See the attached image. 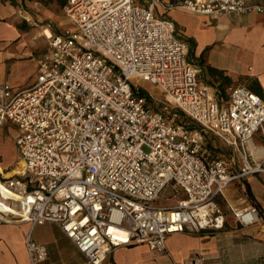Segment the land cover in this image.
Returning a JSON list of instances; mask_svg holds the SVG:
<instances>
[{"label": "built area", "instance_id": "1", "mask_svg": "<svg viewBox=\"0 0 264 264\" xmlns=\"http://www.w3.org/2000/svg\"><path fill=\"white\" fill-rule=\"evenodd\" d=\"M176 9L264 15V0H67L71 28L48 37L33 85L16 93L0 85V124L16 127L21 162L20 173L0 179V198L22 206L29 264L47 258L32 239L45 223L56 224L89 264H102L117 247L162 251L171 234L218 231L216 196L234 179L264 174V155L247 149L255 134L264 145V100L236 86L226 104L218 102L165 16ZM133 78L160 95L132 86ZM177 112L197 127L177 123ZM206 135L237 151L241 167L231 172L223 160L207 159ZM167 187L184 198L154 206ZM232 214L242 227L261 219L252 204Z\"/></svg>", "mask_w": 264, "mask_h": 264}, {"label": "crops", "instance_id": "2", "mask_svg": "<svg viewBox=\"0 0 264 264\" xmlns=\"http://www.w3.org/2000/svg\"><path fill=\"white\" fill-rule=\"evenodd\" d=\"M63 7L57 0H17L15 6L0 2V73L7 77L21 75L24 69L33 73L23 84L1 79L0 85H8L13 93L33 85L36 60L46 51L48 37L63 31L61 18L55 11ZM157 11L158 15L162 14L161 10ZM165 16L173 22L175 36L187 45L186 60L199 67L198 81L215 90L220 104L227 103L230 89L236 86L245 87L264 100L263 14L251 12L226 17L176 9ZM215 53L220 62L211 64L208 55ZM16 136L17 129L12 123L0 124V140L10 142L14 150ZM207 140L210 142L209 146L204 145L207 159L223 160L231 172L241 167L237 151L212 135ZM247 149L254 158L264 155L263 141L258 134L251 137ZM20 171L21 164L17 168L2 167L0 179L15 176ZM176 195L184 198L180 191ZM158 200L153 202L154 206H161L156 203ZM4 201L7 204L0 201V264H29L24 238L30 225L20 220V203ZM215 202L224 219L222 229L171 234L165 239L162 251L150 250L145 244L117 247L109 251L102 264H189L196 257L200 260L196 264H264V174L232 180L216 196ZM251 204L256 206L261 219L254 225L242 227L235 221L232 209ZM32 239L47 250V258L38 264H89L56 224L35 226Z\"/></svg>", "mask_w": 264, "mask_h": 264}, {"label": "rangeland", "instance_id": "3", "mask_svg": "<svg viewBox=\"0 0 264 264\" xmlns=\"http://www.w3.org/2000/svg\"><path fill=\"white\" fill-rule=\"evenodd\" d=\"M136 4H146L148 2V0H134ZM159 12H160V8ZM56 14L59 16V23H60V27L62 28V30L65 29H70L71 25L68 23V21L66 19H63L62 17H64V13L63 10L61 9H57L55 8ZM156 15H158V11H155ZM65 18V17H64ZM52 27L54 24H51ZM190 58V57H189ZM218 57V54H209L208 55V62L211 64H216L218 62H220ZM27 69H24L23 73L20 75H10L7 77V75H2L0 73V81L1 79L4 81H7L11 84L15 83V82H20L23 84V82H27V80H29L31 74ZM16 79V80H15ZM130 84L132 86H138L140 88H142L143 90L147 91V92H156L154 91L153 87L145 80L142 79H131L130 80ZM158 95H160L158 93ZM0 140V168L2 167H7V168H17L19 166V164H21L18 153L16 152V150H14V147L12 146V144L10 142H6L5 139H3V141ZM179 195L174 196L173 192L170 188H166L162 194L159 197V200L156 202L158 205H174V203H176L175 201L177 199H179ZM0 201L4 204H7L6 201H4L2 198H0Z\"/></svg>", "mask_w": 264, "mask_h": 264}, {"label": "trees", "instance_id": "4", "mask_svg": "<svg viewBox=\"0 0 264 264\" xmlns=\"http://www.w3.org/2000/svg\"><path fill=\"white\" fill-rule=\"evenodd\" d=\"M16 1L17 0H0L1 3H9L10 5H13L15 6L16 5ZM20 2H24V1H27V0H19ZM29 1V0H28ZM43 1V0H42ZM66 1L67 0H57V2L59 3L60 6H63L66 4ZM177 123L179 124H183L185 125L187 128L189 129H193V128H196L195 124H193L192 122L190 121H187L186 119L183 118L182 114H180L179 112H177V119H176ZM209 135H206L204 137V145L206 144L207 146H209L210 142L207 140V137ZM206 154V153H204ZM255 206V205H254ZM256 207V206H255Z\"/></svg>", "mask_w": 264, "mask_h": 264}, {"label": "bare ground", "instance_id": "5", "mask_svg": "<svg viewBox=\"0 0 264 264\" xmlns=\"http://www.w3.org/2000/svg\"><path fill=\"white\" fill-rule=\"evenodd\" d=\"M1 205V204H0Z\"/></svg>", "mask_w": 264, "mask_h": 264}]
</instances>
